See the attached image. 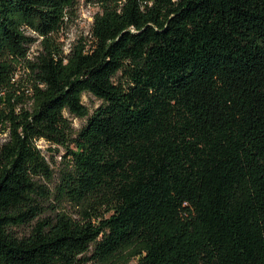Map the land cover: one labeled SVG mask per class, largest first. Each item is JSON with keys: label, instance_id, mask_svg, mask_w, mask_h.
I'll list each match as a JSON object with an SVG mask.
<instances>
[{"label": "trees", "instance_id": "1", "mask_svg": "<svg viewBox=\"0 0 264 264\" xmlns=\"http://www.w3.org/2000/svg\"><path fill=\"white\" fill-rule=\"evenodd\" d=\"M83 1L0 0V264H264V0Z\"/></svg>", "mask_w": 264, "mask_h": 264}, {"label": "rangeland", "instance_id": "2", "mask_svg": "<svg viewBox=\"0 0 264 264\" xmlns=\"http://www.w3.org/2000/svg\"><path fill=\"white\" fill-rule=\"evenodd\" d=\"M97 9L96 5L86 4L83 0H79L76 10L68 13L60 31L57 34L59 41L63 43L65 49L68 45L77 41L80 37H85L86 39L89 38L93 14L97 11ZM34 49L35 47H32L31 51ZM82 102L87 106L89 113H91L99 104V100L90 93H84L82 95ZM64 114L70 120L71 126L75 130L79 129L85 123L87 118V116L82 118L76 117L68 112H65ZM4 139L5 133H0V143L3 142ZM37 145L55 169V177H57V169L62 165L64 158V149L62 147L51 145L42 139L37 141ZM54 147H56V149H54ZM68 209L71 210V208ZM27 227L28 226L18 228V232L20 234L24 233L28 229ZM91 264L95 263L91 262ZM114 264H136V260L132 258L126 262L124 259L120 258Z\"/></svg>", "mask_w": 264, "mask_h": 264}]
</instances>
